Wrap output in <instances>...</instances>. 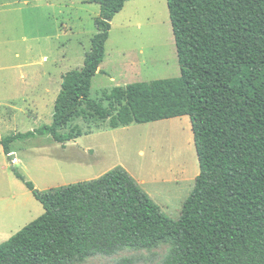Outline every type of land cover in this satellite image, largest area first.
<instances>
[{
	"label": "trees",
	"instance_id": "obj_1",
	"mask_svg": "<svg viewBox=\"0 0 264 264\" xmlns=\"http://www.w3.org/2000/svg\"><path fill=\"white\" fill-rule=\"evenodd\" d=\"M129 1L96 0L98 33L84 67L62 77L51 125L0 146L9 161L18 141L50 135L64 146L84 106L114 118L113 129L187 116L200 173L181 217H168L121 167L47 192L14 169L44 214L0 244V264H77L163 243L173 245L163 264H264V0H167L180 77L91 99L111 23Z\"/></svg>",
	"mask_w": 264,
	"mask_h": 264
},
{
	"label": "rangeland",
	"instance_id": "obj_2",
	"mask_svg": "<svg viewBox=\"0 0 264 264\" xmlns=\"http://www.w3.org/2000/svg\"><path fill=\"white\" fill-rule=\"evenodd\" d=\"M99 15L96 0H0V60L26 65L20 70L0 68V104L6 96L1 94L6 80L7 94L14 97L10 107L0 106V115L6 110L16 114L2 128L3 137L51 125L52 98L47 100L49 108L43 118L24 115L31 104L25 93L30 92L28 85L41 72L52 76L59 93L62 77L84 67L91 40L98 33L95 19ZM111 26L101 66L105 73L94 77L91 99L99 100L105 90L115 87L180 77L167 0L129 1ZM7 40L10 44L3 43ZM16 52L20 53L18 60ZM130 62L141 69L139 74L134 75ZM3 65L7 64L0 61V67ZM22 74L27 77V91L17 80ZM113 125L114 118L101 119L84 106L67 131L73 137L67 147L50 135L18 141L13 149L19 163L14 164L0 146V244L44 214L43 206L17 179L14 169L38 191L47 192L124 167L137 180H146L148 186L143 190L168 217L175 221L181 217L200 173L191 119L186 116L120 129L111 128ZM89 132L92 134L85 135ZM172 249V243H163L151 251L125 250L77 264H163Z\"/></svg>",
	"mask_w": 264,
	"mask_h": 264
},
{
	"label": "crops",
	"instance_id": "obj_3",
	"mask_svg": "<svg viewBox=\"0 0 264 264\" xmlns=\"http://www.w3.org/2000/svg\"><path fill=\"white\" fill-rule=\"evenodd\" d=\"M22 39H23V41H25L26 37H23ZM3 43L10 44V40H7V41H5ZM14 58L16 60L20 59V53L16 52L14 54ZM0 61L2 63L7 64V65H3V66L0 67L1 70H3V71L20 70L22 67L26 66V65L17 64V63H13V65H8V63H10V61L8 59H6V60L2 59ZM131 64H132L131 62L128 63L129 67L130 66L132 67V71H133L134 75L139 74V71H141V69L136 67V66H133ZM101 66H100V72H101L100 74H104L105 72L102 70ZM17 80H18L19 84H21L23 86L24 91L25 90L27 91V87L28 86L30 87L29 88L30 92L29 93L25 92L27 94V96L29 97V101L31 102V104L28 105V107L30 109L28 111H26L24 115L26 117H28V118H31V119L34 118V116H36L37 118H40V117L43 118L44 110L45 109L48 110V108H49V106H47V104L49 103L47 100L49 98H52L51 104L55 105V101H56L57 96L59 94L58 93L59 86H57L58 84L56 83V86L54 87V82H53L52 76L51 75H41V72L39 73L38 77H36L33 81H31L32 84L29 83L28 86H27V82H26L27 81V77L24 74H22L20 77H17ZM7 82L9 83V81L6 80V81H4V84H3V88H2L1 94L2 95H6V96L1 97L2 98L1 99L2 100L1 101L2 104H0V106H5V107L8 108V106H9L8 104L12 102L14 97H13V94L11 92L9 94H7L8 91H9L8 90L9 87H8V83ZM54 90H55V93H54ZM32 109H34L35 112L32 111ZM52 117H53V115H52ZM37 118H35V120ZM12 119H16V114H14L13 111L6 110L4 114L0 115V140L4 138L2 133H1L2 128L4 127L5 124H7L8 122H11ZM64 146L67 147V145H64ZM11 158H14L12 160V162L14 164L19 163V160L16 158V153H15L14 149H13V153L11 154ZM122 168L125 169L128 172V174L130 176H132L137 183L140 184L141 187L148 186L146 180H142L141 179L139 181V180H137L135 178V176L133 175V173L131 171H129L127 168H124V167H122ZM139 178H141V177H139ZM164 181H165V179H164ZM164 185H166V184H164ZM163 187H165V186H163Z\"/></svg>",
	"mask_w": 264,
	"mask_h": 264
}]
</instances>
